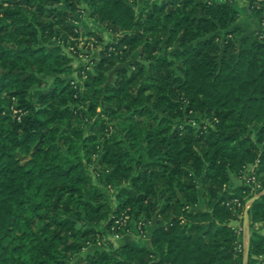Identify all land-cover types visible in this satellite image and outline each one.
<instances>
[{
    "label": "trees",
    "instance_id": "1",
    "mask_svg": "<svg viewBox=\"0 0 264 264\" xmlns=\"http://www.w3.org/2000/svg\"><path fill=\"white\" fill-rule=\"evenodd\" d=\"M81 1L0 0V264H244L227 203L264 190L263 29L233 0ZM84 10L108 38L74 67ZM154 219L150 247L85 251ZM248 221L256 264L264 194Z\"/></svg>",
    "mask_w": 264,
    "mask_h": 264
},
{
    "label": "rangeland",
    "instance_id": "2",
    "mask_svg": "<svg viewBox=\"0 0 264 264\" xmlns=\"http://www.w3.org/2000/svg\"><path fill=\"white\" fill-rule=\"evenodd\" d=\"M87 0H82L81 1V5L83 7L87 6L86 5ZM233 4L234 7L236 9H238L239 11V18H238V22L242 25L245 26V28L247 30H253V29H263V37H264V21H260L259 16L257 15V13L255 11H252L253 13H255V19L254 21H256V24L253 25V27H246L247 23L252 22V19L248 16L247 11L249 9H251L250 5H249V0H233ZM248 8V10H247ZM87 10L82 11L81 13H76L75 14V24L78 25V27L81 29V34L80 37L78 38L77 42L74 43V45L76 47H78L80 49V53H75V50H71L72 46H68L65 47V51L68 55L74 57V67H77L78 64L80 62H87L90 59H98L99 55H100V49H101V44L100 43H96L95 42V38L94 37H90L87 33L90 31H95V30H101L104 32V35L106 38H108V34L107 32L101 28L99 26V24L91 17H89L88 12H86ZM77 54H79L78 56H76ZM130 62V57L127 60V63ZM73 77L75 79L78 80L77 78V74L76 72L73 74ZM253 167V166H252ZM234 182L236 184H243L245 183L246 185H248L246 183V180L244 179V175H241L240 178H237L234 180ZM245 198H247V195H244ZM238 202L240 203V199H237ZM250 200V199H249ZM248 200V201H249ZM247 201V204H248ZM229 202H232V200H230ZM247 204L245 205V207H242L241 203L239 205L240 209L243 208L244 212L243 215H240L239 218V222H237V224H234V221L232 222V224H234L235 226H238L236 228H238L239 230L242 227V231L244 233V227L241 226V216L244 218L245 216V210L247 208ZM235 205V204H234ZM238 206V204H236ZM198 208L203 210L206 209V205L203 201V198L200 199ZM236 221V220H235ZM256 223L255 224V228L259 231V233L262 234V232L259 230L260 229V224ZM136 223H134L133 227L131 228L130 232H124L123 234H108L104 237L103 241L98 242L97 245H89V247H87L85 249L86 252H91L93 251L98 245L100 244H106L107 242H112L115 246H121L123 244H132L136 247H145V243H146V234H147V227L145 229L144 234L138 233L137 229H136ZM239 224V225H238ZM154 226V225H153ZM234 226V227H235ZM157 228V227H156ZM145 236V237H144ZM244 239V238H243ZM244 245V244H243ZM244 249H245V245H244ZM82 257H77L75 262H71V264L76 263L77 261H79ZM255 259L257 260L256 264H263V259L264 257H255Z\"/></svg>",
    "mask_w": 264,
    "mask_h": 264
},
{
    "label": "crops",
    "instance_id": "3",
    "mask_svg": "<svg viewBox=\"0 0 264 264\" xmlns=\"http://www.w3.org/2000/svg\"><path fill=\"white\" fill-rule=\"evenodd\" d=\"M247 10H248V8H247ZM247 13H248V16L252 19V22H249V23H247L246 25V27H253V25H255L256 24V21H254V19H255V13H253L252 11H251V9H249L248 11H247ZM237 222H239L238 220H236V221H234V224H237ZM234 224H232L233 226H235ZM154 225V226H153ZM239 225V224H238ZM260 231L262 232V234H264V222H261L260 224ZM242 226L244 227V223H242ZM157 227V223H156V219H154V220H152L149 224H148V226H147V234H146V243H145V247H150V241H151V235H152V232L154 231V229ZM235 227H238V226H235ZM245 231V230H244ZM244 234V245H245V247H246V244H247V237H246V234H245V232L243 233ZM145 237V236H144ZM247 264H248V261H247Z\"/></svg>",
    "mask_w": 264,
    "mask_h": 264
},
{
    "label": "water",
    "instance_id": "4",
    "mask_svg": "<svg viewBox=\"0 0 264 264\" xmlns=\"http://www.w3.org/2000/svg\"><path fill=\"white\" fill-rule=\"evenodd\" d=\"M262 194H264V190L262 192H260L259 194L255 195L253 198H251L249 201H248V204H247V208L245 210V216H244V232L246 234V237H247V244H246V247H245V252H244V264H247V261H248V256H249V241H250V232H249V221H248V212H249V207L251 205V203L257 199L258 197H260Z\"/></svg>",
    "mask_w": 264,
    "mask_h": 264
},
{
    "label": "built area",
    "instance_id": "5",
    "mask_svg": "<svg viewBox=\"0 0 264 264\" xmlns=\"http://www.w3.org/2000/svg\"><path fill=\"white\" fill-rule=\"evenodd\" d=\"M244 175V179L246 180V183L248 184V185H253L254 187H253V189H255V187L256 188H258V187H260V184L258 183L259 181H258V178H257V175L256 174H254V166L252 167V166H248V168H247V171L243 174ZM228 205H230V204H238V206L240 205V203L238 202V200L237 199H233L232 200V202H228L227 203ZM128 217L126 216L125 217V219H127Z\"/></svg>",
    "mask_w": 264,
    "mask_h": 264
}]
</instances>
